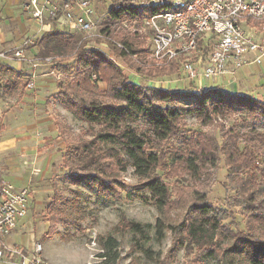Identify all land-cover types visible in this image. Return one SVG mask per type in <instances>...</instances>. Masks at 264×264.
Masks as SVG:
<instances>
[{
    "label": "trees",
    "instance_id": "trees-1",
    "mask_svg": "<svg viewBox=\"0 0 264 264\" xmlns=\"http://www.w3.org/2000/svg\"><path fill=\"white\" fill-rule=\"evenodd\" d=\"M165 8L166 4L146 7L136 0H111L104 28L106 43L112 44L110 48L116 56L132 60L136 72L169 75L176 73L180 64L155 66L152 60L146 59V39L124 34L111 25L145 18ZM51 37L54 44L42 54L60 58L50 67L60 74L54 99L74 118L99 127L90 138L80 137L78 141L73 137L65 138L62 164L68 168L64 173L68 182L84 184L100 196L111 195L116 186L110 174L102 176L105 168L100 166L110 163L112 170L115 166L124 169L130 165L139 179L130 190L138 197L150 200L161 212L173 201L185 210L186 215L177 224L158 218L155 225L159 236L168 228L176 234L175 245L183 244L186 238L204 256L217 258L219 264H264V160L258 164L264 151V101L218 87L170 90L142 85L129 80L119 61L105 51L88 47L81 34L65 35L52 27L42 40L46 42ZM105 40L97 38L99 42ZM93 73L96 79L92 78ZM98 81L106 84L104 90L100 89ZM236 112L240 113L239 120L226 125V120ZM188 115L203 126L217 127L218 137L213 131L188 128L184 122ZM249 119L260 120L263 127L249 125ZM59 132L65 134L61 124ZM170 139L177 140L178 146H174L173 141L168 142ZM164 142L169 147L166 150ZM218 160L226 167V187L233 192L232 204L246 215L244 228L238 226L225 208L213 205L200 188L205 167L209 163L214 166ZM168 164H182L197 183L186 192L178 188L176 200H172V188L162 177ZM58 200L55 194L46 207L47 237L57 233L62 219V209L56 204ZM228 218L231 219L226 222ZM128 227L141 230L138 222L130 221ZM174 246L162 263L174 256ZM103 256L106 258V254Z\"/></svg>",
    "mask_w": 264,
    "mask_h": 264
},
{
    "label": "rangeland",
    "instance_id": "rangeland-1",
    "mask_svg": "<svg viewBox=\"0 0 264 264\" xmlns=\"http://www.w3.org/2000/svg\"><path fill=\"white\" fill-rule=\"evenodd\" d=\"M90 1L91 16L98 21V27L105 28L108 22L107 12L111 6V0ZM263 20L250 22L251 29L259 39H264V23L261 22ZM23 25L26 26L25 23ZM111 27L115 30L119 28L124 34L137 36L142 40L146 39V36L148 39L150 37L144 24V18L114 22ZM51 28L41 29L36 22H33L21 30L20 40L30 36L33 41L26 49L29 58L52 56L51 54H42L43 50L54 44L52 37L46 42L42 40V36L50 32ZM54 28L65 35L72 34L66 26L54 25ZM86 41L88 47L99 48L112 59L119 61L124 74L131 81L142 85L162 86L170 90H194L185 79V74L180 65L176 73L169 75L161 74L162 72L151 75L136 72L132 60L127 56L124 58L116 56L110 48L112 44L106 43L107 39L105 42L96 40L95 43L89 39ZM132 58L140 63V60L138 59V61L135 56ZM57 59L60 58L55 57L53 62H56ZM12 61L15 63L16 60ZM18 63L22 68L26 89L33 91L40 89L37 93L38 98L47 99V103L42 102L41 107L28 106V108L41 109L43 115L40 119L48 120L51 125H53L54 119H62L67 129L62 136L57 133L54 127L50 128L46 125L40 128L34 127L32 116L27 115L28 113L23 121L13 118L14 114L11 109L17 108L19 102L10 99L5 94H0V173H3V178L12 183L14 187L28 186L31 191V203L24 217L28 220L29 225L18 228L9 240L12 241L13 239L17 244L29 245L32 242L31 233H33L34 240L42 242L48 227L46 207L51 204L54 195L58 194L60 201L58 200L56 204L62 209V219L57 225L56 238L67 242L72 241L74 245L83 248L89 255V261H98L99 264H219L217 258L204 256L202 251L186 238L183 244L175 245L176 234L168 228L163 229L162 236L158 235L155 225L158 218H164L169 224H177L186 215L185 210L180 204L173 201L168 208L161 212L150 200H143L138 197L135 191L130 190L139 181L130 165L124 169L115 166L112 167V170L109 168L112 165L110 163L100 166L105 168L102 176L110 174L109 178L114 181L116 186L111 195L100 196L95 189L84 184L69 183L64 177L68 168L62 164L65 138L67 136L73 137L75 141H78L80 137L90 138L99 127L74 118L58 102H52L50 96L60 77L59 73L50 69L52 63H41L37 67L32 66L28 60H20ZM263 68L264 64L246 65L240 68L234 77L228 75L219 80L217 78L219 83L217 82L214 87L243 94L245 91L241 89L247 90L243 87L245 85L251 94L264 97ZM34 71H36L35 77L33 76ZM246 71H251L253 74L246 75ZM235 79L241 80L240 85L235 86ZM31 81L34 82V85L28 86V82ZM1 83L0 91H2ZM203 83L205 84L206 81L203 80ZM98 85L101 90L106 88V84L102 81H98ZM193 86L196 87L195 84ZM188 102L186 101V103ZM239 116L240 113L236 112L230 119L226 120V125H230L234 119L239 120ZM20 121L25 125L21 130L18 127ZM184 122L188 128L206 132L213 131L218 137L219 130L217 127L214 125L203 126L192 115L186 116ZM248 122L249 125L263 127L260 120L249 119ZM171 141L176 144L174 146H178L177 140L170 139L168 142ZM14 142L15 145H13ZM9 144L11 145L9 146ZM168 148V144L164 142L163 149ZM262 160H264V151L258 158V164H261ZM6 163L9 164V167ZM162 177L172 188V200H176L178 188H184L183 191L186 192L197 184L182 164L172 166L168 164L162 172ZM201 179L200 188L206 192L207 199L213 205L229 211L232 219L237 221L238 226L244 228L246 215L242 209L235 207L231 202L233 192L226 187V167L222 160L215 162L214 166H211L210 163L207 164ZM179 200L182 204V200L180 198ZM230 219L228 218L226 222ZM130 221L140 223L141 230L129 228ZM173 246L174 256L162 263L164 256ZM103 254H106V258Z\"/></svg>",
    "mask_w": 264,
    "mask_h": 264
},
{
    "label": "built area",
    "instance_id": "built-area-1",
    "mask_svg": "<svg viewBox=\"0 0 264 264\" xmlns=\"http://www.w3.org/2000/svg\"><path fill=\"white\" fill-rule=\"evenodd\" d=\"M136 1L146 7L167 6L144 18L150 36L149 39L146 36L149 49L146 59L157 67L180 63L185 79L194 89H208L207 81L234 74L246 65L264 64V39L257 38L250 26L251 21L264 19V0ZM90 3V0H23L22 8L41 29L66 26L72 33L82 34L95 43L97 38L106 39L107 35L91 16ZM31 42V38H26L17 46L3 49L0 57L28 60L32 66L53 62L54 55L29 58L25 48ZM117 45L124 47L121 43ZM92 78L96 79L94 73ZM33 85V81L28 82V86ZM30 203L28 186L17 188L0 178V262L16 259L17 264H53L43 256L39 240H34L31 247L7 242L26 216Z\"/></svg>",
    "mask_w": 264,
    "mask_h": 264
},
{
    "label": "crops",
    "instance_id": "crops-1",
    "mask_svg": "<svg viewBox=\"0 0 264 264\" xmlns=\"http://www.w3.org/2000/svg\"><path fill=\"white\" fill-rule=\"evenodd\" d=\"M22 2H23V0H5V1L1 0L0 1V51L3 49H8V48L17 46V45L21 44L24 39L30 38V36L29 37L26 36V37L22 38L21 40L19 39L20 35L22 34L21 30L24 27L28 26L29 24L36 22L35 19H33L29 14H27L23 10ZM24 23L26 26L23 25ZM38 26H39V24H38ZM42 29H49V28L44 27ZM31 43H33V41ZM30 45L31 44H28L26 46L25 52L27 51L26 49ZM26 54L28 55L27 52H26ZM12 60H16L17 62L15 61V63H12L13 62ZM18 62H19V60L15 59V58L4 59V58L0 57V65H5V66L9 67V68H4V66L3 67L0 66V82H2L1 83V87H2L1 90L2 91H0V94H5L10 99H13V100H16L17 102H19V105L17 106V108L11 109L13 114H14L13 118H16L18 120L22 119V121H23L26 117V114L28 113L27 115L32 116V119H33L32 124L34 127L38 126L40 128V127H44V125H46L47 127H50V128L54 127L55 130L57 131V133L59 135H62L59 132L60 124L62 125V127L64 128L65 131L67 129L66 124L64 123V121L62 119H59V118L54 119L53 120L54 123H53V125H51V122H48V120L43 121L42 119H40L41 115H43V114H41V109L38 108V109L33 110L32 108L31 109L28 108V106L29 107H34V106H40L41 107L42 102L47 103V99L46 98H38L37 93H39L40 89L36 90L37 92L33 91L31 89L30 90L26 89L25 83L23 81L24 76L22 73V68ZM39 65H41V63L38 64L37 66H39ZM37 66H35V67H37ZM237 71H239V70H237ZM237 71L234 74H229V77H231V76L234 77L235 74L237 73ZM263 71H264V68H263ZM35 72L36 71H34V73ZM245 74L247 75V74H253V73L251 71H246ZM33 76L35 77L36 73ZM226 76H228V75H226ZM226 76H224V77H226ZM220 78H222V77H220ZM220 78H218V80ZM209 81H208V85L209 84L211 85V86L209 85L210 88L217 85L216 83L218 82L217 80H209ZM235 81H236V82H234L236 84L235 86L240 85L239 83H241V80L235 79ZM243 87L247 88V90H248L247 86L243 85ZM56 90H57V88H56V83H55V90L53 91L52 95L50 96V99H52V102L57 103L58 101L55 100L53 97ZM241 90L245 91V93H247V95L255 96L254 94H251L250 90L249 91H247L246 89L245 90L241 89ZM1 92H3V93H1ZM255 97L264 101V97L262 95L260 97L258 95H256ZM60 106H62V105L60 104ZM45 119H47V118L45 117ZM22 121L18 122L19 130H21L22 128L25 127L24 123H21ZM10 145L11 144H9V146ZM13 145H15V142ZM23 149L25 150L26 148H23ZM21 150H22V147H21ZM26 150H28V149H26ZM7 162H8V159H7ZM7 165L9 167V164H7ZM0 178H3V173L2 174L0 173ZM28 225H29L28 220L26 218H22L18 222L15 230L8 236V238H7L8 244L12 245L15 243L13 241V239H12V241H10L9 238L11 235H14V233L18 230V228H23V227H26ZM56 234L52 237H47L46 235H45V237L43 236V239H42L43 251H42V253H43V256L45 258H47L53 264H87L88 263L89 255H88L87 251H85L81 247L74 245V242H72V241L67 242L64 240H58V238H56ZM31 239L33 242L34 241V234L33 233H31ZM32 242L29 245H24V244H19V245L24 246V247H31ZM43 242H45V243H43ZM16 262H17L16 259H14L13 261L3 260L2 262H0V264H17Z\"/></svg>",
    "mask_w": 264,
    "mask_h": 264
}]
</instances>
